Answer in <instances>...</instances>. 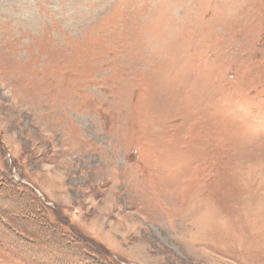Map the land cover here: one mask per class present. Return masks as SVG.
<instances>
[{"label":"rangeland","instance_id":"rangeland-1","mask_svg":"<svg viewBox=\"0 0 264 264\" xmlns=\"http://www.w3.org/2000/svg\"><path fill=\"white\" fill-rule=\"evenodd\" d=\"M0 264H264V0H0Z\"/></svg>","mask_w":264,"mask_h":264},{"label":"bare ground","instance_id":"bare-ground-1","mask_svg":"<svg viewBox=\"0 0 264 264\" xmlns=\"http://www.w3.org/2000/svg\"><path fill=\"white\" fill-rule=\"evenodd\" d=\"M34 233V232H33ZM76 248V247H75Z\"/></svg>","mask_w":264,"mask_h":264}]
</instances>
